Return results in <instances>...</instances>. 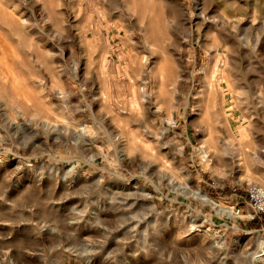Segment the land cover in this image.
<instances>
[{
	"label": "rangeland",
	"instance_id": "374dc122",
	"mask_svg": "<svg viewBox=\"0 0 264 264\" xmlns=\"http://www.w3.org/2000/svg\"><path fill=\"white\" fill-rule=\"evenodd\" d=\"M250 183L264 0H0V264H264Z\"/></svg>",
	"mask_w": 264,
	"mask_h": 264
},
{
	"label": "built area",
	"instance_id": "2783aa9c",
	"mask_svg": "<svg viewBox=\"0 0 264 264\" xmlns=\"http://www.w3.org/2000/svg\"><path fill=\"white\" fill-rule=\"evenodd\" d=\"M246 205L250 218L264 214V184L250 183L246 187ZM235 216L240 215V209L233 211Z\"/></svg>",
	"mask_w": 264,
	"mask_h": 264
},
{
	"label": "bare ground",
	"instance_id": "6f19581e",
	"mask_svg": "<svg viewBox=\"0 0 264 264\" xmlns=\"http://www.w3.org/2000/svg\"><path fill=\"white\" fill-rule=\"evenodd\" d=\"M83 134L84 133L82 131H80V132L76 133L75 136L77 138H79V137H82ZM84 136H87V135H84ZM193 193L197 197H200L202 200L212 203L219 210L226 212L228 215H231L232 214V211L233 210H231L230 208H225V207L220 206V204L217 201H215L213 198L209 197L206 193L202 192L199 188H196ZM257 243H258L259 246L260 245L262 246L263 240L261 238H258V242Z\"/></svg>",
	"mask_w": 264,
	"mask_h": 264
}]
</instances>
